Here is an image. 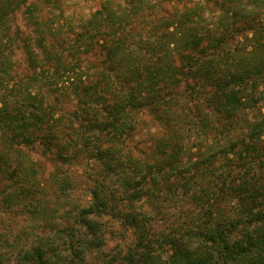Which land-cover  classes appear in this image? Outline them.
<instances>
[{"label":"trees","instance_id":"16d2710c","mask_svg":"<svg viewBox=\"0 0 264 264\" xmlns=\"http://www.w3.org/2000/svg\"><path fill=\"white\" fill-rule=\"evenodd\" d=\"M172 1L188 0H103L66 25L33 6V31L11 35L8 17L19 5L0 0V137L10 145L39 141L48 152L59 149L62 164L81 155L105 171L73 224L37 234L12 264H87L92 256L99 264H264V106L254 120L240 113L264 105V0H205L231 17L214 29L201 25L199 2L171 14L164 5ZM237 22L254 35L247 39L253 50L235 59L240 52L230 53L228 32L233 39ZM146 24L144 35L134 31ZM60 81L76 110L74 126L59 133L67 141L56 146L58 136L42 132L53 109L31 88ZM140 114L174 128L148 160L119 147ZM191 136L202 153L198 163L182 157ZM108 182L120 186L107 192ZM184 197L199 211L169 222V209ZM107 216L128 235L105 252L97 221ZM155 219L169 222L167 230H155Z\"/></svg>","mask_w":264,"mask_h":264},{"label":"rangeland","instance_id":"374dc122","mask_svg":"<svg viewBox=\"0 0 264 264\" xmlns=\"http://www.w3.org/2000/svg\"><path fill=\"white\" fill-rule=\"evenodd\" d=\"M102 1L16 0L15 3L19 5V8L8 17V27L9 30L11 29V35L15 30H20L23 35L32 32L33 29L27 27V24H30L27 9L31 10L33 6L39 9V14L44 18L46 16L54 18L53 22H59L63 25L77 24L79 20L86 19L90 12ZM196 2L204 6L201 9L203 10L201 25H205L209 29L222 28L220 23L222 20L225 23L231 21L230 16L224 15L220 8L213 6L211 3L206 4L205 0H188L184 4H175L172 1L164 6L167 8V12L172 14L175 11L180 12L185 6L186 8L191 7ZM237 3L234 1L231 6H237ZM39 14L38 16H40ZM149 16L152 15H145L148 19ZM245 18L249 19L248 12ZM260 20L259 22H264V20ZM257 23L253 22L252 24L258 27L259 23ZM151 25H142V28L136 27L134 31L138 35H144ZM236 25V30L239 29L240 31L238 30V33L233 34V39H231L232 32L230 34L228 32L230 38L228 49L230 53H233V51L240 52L235 55V59L242 55L248 56L249 52L253 50V42L249 44L247 39L252 38L254 35V31L241 30L243 28L242 23L237 22ZM13 45H16L17 48L15 58L20 65L18 71L22 72L26 67L23 65L24 56L19 51L21 50L18 47L19 41H14ZM243 48L245 52L242 50ZM12 50L14 49L12 48ZM84 71L86 72V69ZM88 72L91 73L92 71ZM34 86L35 88L32 87L31 91L41 95L38 100H43L42 106L46 110L53 109V119L43 121L42 132H47L50 129L49 132L56 134L58 138L55 144L58 146L59 143L67 141L66 138L61 140L59 133L64 132L66 126L69 125L68 123L75 120L72 117L73 112L76 110L74 101H69L71 96L67 97L64 94L61 81L50 87H43L40 83H35ZM193 105L190 102L187 103V107H191V110H193ZM263 106L258 103L256 107L246 109L240 113L243 116L246 115L248 119L254 120L258 118L259 109ZM148 118L146 115L143 117L141 114L136 117L138 123L135 124V128L119 145L123 152H130L133 157L148 160L147 157L156 152L159 142L173 132L174 128L171 125H166L163 121H161V124L156 123ZM72 125L74 126V124ZM66 132L68 134V131ZM73 139L75 140L74 137ZM77 140L79 139L76 136ZM196 144L197 141L194 136L184 141L182 147L184 149L183 160L200 162L202 153H199V146L194 147ZM76 146L78 145L74 144L72 150L76 149ZM200 149L201 152L203 148ZM0 153L2 159L0 160V264H12L19 250L22 251L34 245L37 234L52 235L54 231L52 232L51 229L61 230L73 224L77 212L90 204L91 190L99 181L104 180L105 171L99 162L81 155L71 166L62 164L60 163L61 160L56 158L59 149L48 152L39 141H35L29 146L20 145V143L10 145L0 137ZM117 184L119 185L118 182H108L104 189L107 192L117 190L120 186ZM19 193L24 196L20 198ZM10 194H13L14 197L10 199L11 201H8ZM16 196L18 199L15 198ZM221 204L223 203L220 202ZM142 210L148 211L146 206H143ZM189 210H193L195 213L199 211V209H195V205L188 200V197H184L183 200L177 203L176 208L169 209V222L174 221L175 218H185L184 215ZM98 222L100 226L102 224L100 229L104 236L100 248H103L105 252L119 246V242L123 241L124 236L126 239L128 233H123L119 222L114 218L107 216L99 218ZM169 222L163 224L162 221L155 219L154 229L163 230L170 225ZM166 230L167 228L164 231ZM59 247L63 249L64 254L68 253L65 251L64 245H59ZM87 264H99L97 257L92 256L89 259L87 257Z\"/></svg>","mask_w":264,"mask_h":264}]
</instances>
